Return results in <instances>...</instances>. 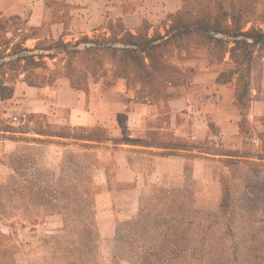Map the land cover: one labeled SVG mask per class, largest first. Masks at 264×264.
<instances>
[{
	"label": "crops",
	"instance_id": "0c3cea01",
	"mask_svg": "<svg viewBox=\"0 0 264 264\" xmlns=\"http://www.w3.org/2000/svg\"><path fill=\"white\" fill-rule=\"evenodd\" d=\"M28 3L32 62L15 86L25 92L9 99L22 105L25 128L0 122V223L33 225L39 200L58 202L63 212L71 201L80 208L105 198L134 214L160 192L194 194L197 185L218 184L224 154H264V66L240 61V51L210 50L188 32L135 36L129 3L116 6L115 19L107 0ZM65 7L94 8L99 19L49 28L50 19H65L53 10ZM115 22L122 28L116 38ZM115 41L134 46L122 54L142 55L144 63L119 69ZM97 52L105 64L71 60ZM162 56L174 63H156ZM215 151L222 153L211 157Z\"/></svg>",
	"mask_w": 264,
	"mask_h": 264
},
{
	"label": "rangeland",
	"instance_id": "374dc122",
	"mask_svg": "<svg viewBox=\"0 0 264 264\" xmlns=\"http://www.w3.org/2000/svg\"><path fill=\"white\" fill-rule=\"evenodd\" d=\"M59 1L96 6L100 0ZM107 1L112 4L110 16L114 19L121 11L118 4L134 6L128 24L135 29V36L154 32L163 39L188 32L210 50L240 51L244 54L240 61L253 60L263 69L264 0ZM28 2L0 0V109L4 110L0 122L5 127L25 128L22 105L14 107L9 99L25 92L15 86L24 80L26 65L32 62L26 53L30 44L26 37L31 31ZM97 11L55 9V15L65 19H50L49 28L73 30L75 18L99 19ZM116 23L114 38L122 35ZM133 48L115 41L118 53L112 59L119 69L123 64L144 63L142 55L122 54V49ZM97 53L71 60L83 66L105 64V56ZM170 57L156 58V63L173 64ZM178 61L188 64L189 58L179 55ZM220 153L215 151L211 157ZM224 155L219 172L224 179L218 184L197 185L194 194L190 189L160 192L134 214L124 213L120 205L105 198L94 203L83 201L80 208L71 201L63 212L58 202L39 200L34 205L33 225L27 226L22 219L17 223L1 221L0 264H264V154ZM37 187L41 190L42 186ZM51 187L46 189L52 192ZM67 191L74 192L72 186ZM18 212L24 213V209Z\"/></svg>",
	"mask_w": 264,
	"mask_h": 264
},
{
	"label": "built area",
	"instance_id": "2783aa9c",
	"mask_svg": "<svg viewBox=\"0 0 264 264\" xmlns=\"http://www.w3.org/2000/svg\"><path fill=\"white\" fill-rule=\"evenodd\" d=\"M3 111H4V110H1V109H0V117H1V115H3ZM10 118H12L13 120H16V119H17V116H16V115H11Z\"/></svg>",
	"mask_w": 264,
	"mask_h": 264
}]
</instances>
